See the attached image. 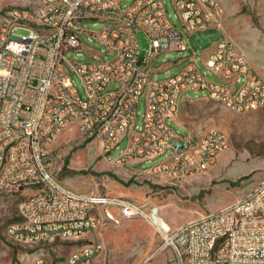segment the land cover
<instances>
[{
	"label": "built area",
	"instance_id": "2783aa9c",
	"mask_svg": "<svg viewBox=\"0 0 264 264\" xmlns=\"http://www.w3.org/2000/svg\"><path fill=\"white\" fill-rule=\"evenodd\" d=\"M0 0V197L36 188L20 206V218L6 235L23 245L85 242L55 263L97 264L103 245L92 236L104 222L142 219L171 246L177 264H264V176L246 196L226 207L172 227L159 207L117 196L76 193L54 175L47 149L68 129L92 139L109 159L129 136L117 167L151 163L138 175L180 180L215 167L230 148L228 135L210 129L197 138L172 126L184 100L202 98L235 113L264 107V76L248 61L223 25L217 0H172L175 25L162 0ZM107 21L99 32L87 21ZM220 29L225 37L199 59L191 37ZM18 30L27 32L16 35ZM90 34L110 56L89 52L94 61L69 59ZM148 42L141 56L139 35ZM169 52L187 53L177 74L153 80L150 63ZM204 70L201 68V64ZM72 74L81 81L82 98ZM213 77V79L209 78ZM192 93L194 98L185 95ZM145 113L138 125V106ZM182 144L177 149L174 144ZM171 153L170 155H167Z\"/></svg>",
	"mask_w": 264,
	"mask_h": 264
},
{
	"label": "rangeland",
	"instance_id": "374dc122",
	"mask_svg": "<svg viewBox=\"0 0 264 264\" xmlns=\"http://www.w3.org/2000/svg\"><path fill=\"white\" fill-rule=\"evenodd\" d=\"M162 1L173 23L179 25L172 0ZM217 1L223 9L226 34L230 37L229 32L233 30L234 36L239 35L242 43L264 60V0ZM130 2L124 0L123 4ZM108 24L107 21H87L83 28L96 33ZM15 34L25 36L27 32L18 30ZM224 37L220 29L194 34L191 46L198 54L196 58L205 57ZM80 38L81 50L68 51L66 56L69 59L79 63L94 61L89 52L104 54V60L110 59L106 47L96 38L86 33ZM139 40L141 56L146 55L148 42L141 34ZM190 54L169 52L156 57L148 68L152 71L153 80H163L177 74L185 57ZM201 68L204 70L202 64ZM72 78L80 96L85 98L80 79L75 74H72ZM209 78L213 79L211 76ZM185 96L194 98L195 95L189 93ZM199 96L198 99L183 101L177 124L172 123L174 129L184 137L189 132L197 138L210 129H217L225 132L230 139V148L219 156L215 167L203 174L180 180L138 175L134 170L147 171L160 163L165 155L151 163L117 167L115 160L127 150L129 136L122 139L119 147L107 159L101 154L96 141L83 137L75 128L64 131L47 149L54 175L76 193L117 196L157 206L161 209V216L172 227L228 206L249 194L264 176V107L249 113H235L220 103L202 98L201 94ZM138 113L137 123L141 125L145 113L144 97L139 102ZM36 192V188L22 187L0 197V264H21L36 259L55 263L85 242L32 246L7 237V227L20 218L22 202ZM92 237L98 238L103 245L97 264H177L173 248L165 246L160 234L142 219L101 223Z\"/></svg>",
	"mask_w": 264,
	"mask_h": 264
},
{
	"label": "crops",
	"instance_id": "0c3cea01",
	"mask_svg": "<svg viewBox=\"0 0 264 264\" xmlns=\"http://www.w3.org/2000/svg\"><path fill=\"white\" fill-rule=\"evenodd\" d=\"M231 39L237 44L238 48L245 53L249 63L261 74L264 76V60L253 54V52L247 48L242 41L240 40L239 35L234 36L233 30H230Z\"/></svg>",
	"mask_w": 264,
	"mask_h": 264
},
{
	"label": "water",
	"instance_id": "95a60500",
	"mask_svg": "<svg viewBox=\"0 0 264 264\" xmlns=\"http://www.w3.org/2000/svg\"><path fill=\"white\" fill-rule=\"evenodd\" d=\"M174 146L177 148V149H181L183 146L182 144H179V143H175Z\"/></svg>",
	"mask_w": 264,
	"mask_h": 264
},
{
	"label": "bare ground",
	"instance_id": "6f19581e",
	"mask_svg": "<svg viewBox=\"0 0 264 264\" xmlns=\"http://www.w3.org/2000/svg\"><path fill=\"white\" fill-rule=\"evenodd\" d=\"M159 211H160V213H161V209L159 208ZM162 217V216H161ZM163 218V217H162ZM163 220H164V218H163ZM165 221V220H164ZM166 222V221H165Z\"/></svg>",
	"mask_w": 264,
	"mask_h": 264
}]
</instances>
